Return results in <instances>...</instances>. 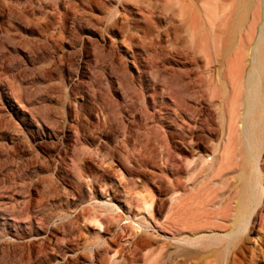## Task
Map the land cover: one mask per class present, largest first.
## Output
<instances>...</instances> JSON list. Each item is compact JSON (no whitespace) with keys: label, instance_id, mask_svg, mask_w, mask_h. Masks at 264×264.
Wrapping results in <instances>:
<instances>
[{"label":"rangeland","instance_id":"rangeland-1","mask_svg":"<svg viewBox=\"0 0 264 264\" xmlns=\"http://www.w3.org/2000/svg\"><path fill=\"white\" fill-rule=\"evenodd\" d=\"M218 1L237 19L264 16V0L255 7L253 0ZM13 3L0 0V264H158L167 254L153 252L170 246L163 235L172 234L142 231L146 201L154 196V210L167 212L181 183L185 197L203 189L202 198L215 203L210 214L237 202V177L218 187L198 174L196 189L189 186L190 154L175 133V124L186 127L187 106L206 94V17L197 0ZM204 106L218 140L220 120ZM166 144L178 145L181 156L166 163ZM259 207L246 234L245 264L264 239ZM62 220L71 221L70 236L52 231ZM31 227L43 234L18 238ZM6 235L14 248L3 244ZM136 239L147 251L133 258L128 247ZM224 255L222 245L193 254L198 264H220Z\"/></svg>","mask_w":264,"mask_h":264},{"label":"bare ground","instance_id":"bare-ground-1","mask_svg":"<svg viewBox=\"0 0 264 264\" xmlns=\"http://www.w3.org/2000/svg\"><path fill=\"white\" fill-rule=\"evenodd\" d=\"M13 1L18 8L33 4V0ZM197 1L206 17L200 40L205 61L206 94L198 104L187 106V116L184 117L186 127L175 124V133L182 139L190 154L185 157L187 170L190 172L189 186L196 189L199 184V177L196 178L198 174L200 177L204 174L203 181L204 184L207 181V186L218 187L228 184V177L234 176L237 177L234 184L239 198L237 202L232 201L224 212L210 214L215 203L212 204L213 201L208 196L207 199L202 198L200 193L203 189L199 188L197 194L191 193L189 197H185L180 190V183L174 185L175 190L169 195L168 213L154 210L153 203L156 199L153 196L152 202H145L147 216L138 223L144 233L154 234L158 238V234L151 232L152 230H168L172 234L163 235L171 242L170 246L160 244L155 248L156 251L153 248L154 256L162 258L164 251L167 254V259H159L158 264H198L193 256L194 252L201 246L211 245L224 246L225 255L220 264H245L242 258L245 259L243 250L246 248V234L258 207L261 206L260 210L264 211V16L255 12L250 18L237 19L222 12L218 0ZM255 5L256 1L253 0L252 6ZM15 10L10 8V13H15ZM204 105L209 113L212 109L220 120L221 135L218 140L213 138L215 132L210 130L211 119L206 116ZM213 128L215 131V127ZM181 150L178 145H173L167 149L168 154L163 151L164 156H169L165 159L166 163L168 159L172 162L176 153L181 156ZM180 170L178 166L177 171ZM130 182L133 186L137 183L133 178ZM106 208L110 212L116 211L114 205L108 204ZM70 222L54 225L52 231L67 235L73 227ZM99 223L103 226L102 222ZM31 228L30 233L21 234L18 238L29 240L43 234L40 229ZM68 235L70 236L69 233ZM7 237L9 236L6 235L3 244L6 243V247L16 246L13 237L11 240ZM49 240L51 243L52 239ZM139 244L136 239L128 247L133 258L147 251ZM261 245H264V239L258 249L252 250L249 264H261L260 261L264 259V246ZM29 251L34 252L31 246ZM38 253H42L41 250ZM123 258L125 256L114 261L120 262Z\"/></svg>","mask_w":264,"mask_h":264}]
</instances>
